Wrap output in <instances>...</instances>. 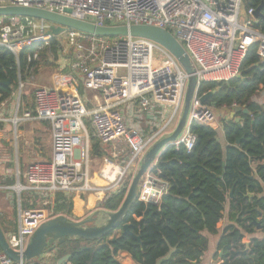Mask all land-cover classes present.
I'll return each mask as SVG.
<instances>
[{
    "label": "built area",
    "instance_id": "built-area-1",
    "mask_svg": "<svg viewBox=\"0 0 264 264\" xmlns=\"http://www.w3.org/2000/svg\"><path fill=\"white\" fill-rule=\"evenodd\" d=\"M6 5L42 8L100 26L147 24L172 32L188 53L198 81L187 122L173 144L176 149L191 151L196 144L193 122L210 124L213 118L210 105L202 102L206 92L200 94V86L240 77L252 44L258 43V55L264 59V33L256 27L259 20L256 9L248 8L245 0H0V6ZM50 26V22L30 16H0V46L12 51L18 60L23 50L33 48L27 53V60L37 61L41 51L58 37L52 34ZM64 34L74 51L72 73L82 75L86 89L99 90L102 103L89 108L76 93L77 79L69 84L71 94L37 88L35 107L25 112L23 118L49 121L52 157L30 163L27 183L13 187L19 191H47L50 195L98 190L90 182L92 143L86 125L89 119L101 144L116 148L126 140L130 146L127 165L119 166L124 169L123 174L115 180L106 176L105 169L111 162L99 172L107 183L102 190L108 193L122 184L128 171L140 165L145 153L165 136L172 121L180 115L188 74L170 52L147 38L109 39L76 29H68ZM156 49L165 55L162 62L155 57ZM128 103L136 104L144 114L142 117L153 120L159 112L163 114L170 109L169 119L146 135L128 125L121 109ZM158 162L159 159L153 162L142 179L139 201L159 205L168 191L169 183L160 177ZM49 205L50 200L46 199L41 207L20 208L17 229L6 234L12 249L25 251L34 232L53 217ZM0 264L27 262H15L2 252Z\"/></svg>",
    "mask_w": 264,
    "mask_h": 264
},
{
    "label": "trees",
    "instance_id": "trees-1",
    "mask_svg": "<svg viewBox=\"0 0 264 264\" xmlns=\"http://www.w3.org/2000/svg\"><path fill=\"white\" fill-rule=\"evenodd\" d=\"M245 5L261 7L262 15L256 27L264 33V0H245ZM59 49L61 45L56 37L41 51L39 60L29 62L27 53L33 48L23 50L17 60L12 51L0 46V103L12 95V85L17 84L19 75L24 78L32 68L37 69L42 58L52 64L47 52L54 57ZM257 51L258 43L252 44L240 77L228 82H206L199 89L200 94L217 89L206 101L208 105H245L250 111L244 113L241 126L233 120L224 122L229 145L222 146L217 130L210 124L195 120L192 124L196 134L194 148L187 151L171 145L159 157V175L169 183L161 203L137 201L125 217L123 224H129L132 234L124 233L121 226L96 240L68 239L57 245L56 259L71 254L70 264H122L117 258L118 252L126 251L138 264H200L209 247L206 232H219L232 190L239 225L247 233L253 232L255 220L264 226V196H259L264 192V106L252 101L260 86L264 87V59ZM7 80L9 85L1 83ZM238 139H242L240 143ZM94 153L103 154L98 141L94 144ZM254 161H258L255 169ZM127 188L109 196L102 207L117 210ZM251 193L254 195L249 196ZM57 198L61 202L55 211L70 214L72 201L63 196ZM117 230L120 232L116 233ZM246 239L236 226L226 227L218 243L222 254L219 263L214 264H264V239H251L249 245L245 244Z\"/></svg>",
    "mask_w": 264,
    "mask_h": 264
},
{
    "label": "crops",
    "instance_id": "crops-1",
    "mask_svg": "<svg viewBox=\"0 0 264 264\" xmlns=\"http://www.w3.org/2000/svg\"><path fill=\"white\" fill-rule=\"evenodd\" d=\"M61 53L62 51L59 49L56 55L57 60L55 57L50 56L52 64H47L44 67L42 65H38L35 72L36 74H33L31 77L34 80L31 84L36 86V88L48 87L56 89L61 93L71 94L72 92L69 84L73 82V80L77 79V81H75L77 85L76 93L79 94L81 99L89 108H94L98 104L102 103L101 92L99 90L86 89L81 79L82 75L80 73H72L70 64L72 60H74V51L70 48V51H68L70 56L67 58L63 57ZM30 71H33V68ZM22 79V76L19 75L17 84L12 85V91L13 86H19L17 91H13L12 95L0 103V223L7 233L17 228L20 208L41 207L42 202L46 199L50 200L48 208L53 217L62 214L67 215L74 220H82L88 215L93 214L96 210L102 209L96 206L98 203V196L95 194H89L88 196H85V200H83L80 193L57 192L50 195L47 191H19L17 188L13 187L19 183H27L26 170L30 163L41 160H50L52 157V130L49 121L23 118L25 112L32 111L34 109L35 100L34 94L33 99H25V97H22L23 84L22 88H20ZM252 101L264 106L263 86H260L259 90L252 97ZM235 106L237 105L232 107H215L210 105L213 111V118L210 120V125L217 130L218 139L224 148L229 145L224 132V122L228 120L235 121V117H237L241 119L242 124L244 123L243 111L238 112L234 117L232 116L231 112ZM121 109L126 116L128 125L131 128L140 129L146 135L154 133V131L165 125L170 116V109H168L163 114L162 112H159L158 118L154 120L149 119L147 116L142 117L144 114H141V112L138 111L139 109L136 104H124L121 106ZM180 115L172 121L170 127L164 134L165 136L166 134H170L175 129L180 119ZM17 118L20 119L15 121ZM87 120L89 119H86V121ZM91 129L92 136L89 133L90 140L94 137L95 141L99 142V140L94 136L92 127ZM99 144L102 147L103 153L107 147H112V149L115 147L113 145H103L100 142ZM93 157H98V155ZM97 159L100 161L99 157ZM98 161L91 158L90 163L92 181L96 184H99L97 180L102 178L99 174V169L102 163H98ZM257 163L258 161L252 162L254 169ZM138 166H134L135 171L138 169ZM116 172L117 171L111 165H108L104 173L106 176L114 180ZM118 172H120L119 169ZM103 181L104 182L102 184H106L104 179ZM114 193L115 192L111 193L109 196ZM58 196H63L67 198V200L72 201V211L70 214H64L61 212H57L55 214L54 208L59 202H61L58 200ZM259 196H264V192L259 194ZM233 197L230 195L228 197L223 212V218L220 222L219 232L215 234L206 232V235L209 238V247L203 255L200 264L219 263L222 250L219 249L218 243L224 229L228 226H236L241 230L247 238L245 242L246 245H249V241L251 239H264V226L260 224V220H257L260 226L256 223L253 232L250 233H247L241 225H239V213L238 210L233 207ZM117 258L122 264H138L126 251H119ZM39 262L45 264H57V259H53L49 254L43 256Z\"/></svg>",
    "mask_w": 264,
    "mask_h": 264
},
{
    "label": "water",
    "instance_id": "water-1",
    "mask_svg": "<svg viewBox=\"0 0 264 264\" xmlns=\"http://www.w3.org/2000/svg\"><path fill=\"white\" fill-rule=\"evenodd\" d=\"M14 15L30 16L50 22L51 32L55 36L65 33L68 29H76L103 37L131 36L153 40L177 59L188 74L189 79L183 109L175 129L170 134L157 140L145 153L128 188L126 196L117 210L98 209L92 215L82 220H74L62 214L52 217L34 232L29 240L27 248L22 253L10 247L6 238V233L0 224V247L2 251L15 262L25 261L34 264L40 261L44 255L48 254H50L53 259H56L55 251L57 245L68 239L96 240L107 236L121 226H123L124 233L132 234L129 230V224H123L124 219L132 206L139 201V186L148 169L156 159H159L166 148L174 144L181 134L188 119L191 101L197 88L198 81L195 74V67L185 48L173 33L165 28L147 24L100 26L89 21L76 19L42 8L22 5L0 6V16ZM255 15L256 17L262 15L261 7L255 10ZM1 83L9 85L10 80L1 81ZM18 87L17 85L13 86V91L16 92ZM216 92L217 89L203 95L202 102L206 103L208 98ZM240 111L247 114L250 113L246 106L237 105L233 107L231 114L234 117ZM235 121L240 126L242 125L240 118L235 117ZM241 140L242 139H238L237 143H240ZM230 196H234L233 190L230 192ZM249 196H253V194L251 193ZM258 212L262 215L261 211ZM254 222L260 226L257 220ZM70 258L71 254H66L57 259V264H70Z\"/></svg>",
    "mask_w": 264,
    "mask_h": 264
},
{
    "label": "rangeland",
    "instance_id": "rangeland-1",
    "mask_svg": "<svg viewBox=\"0 0 264 264\" xmlns=\"http://www.w3.org/2000/svg\"><path fill=\"white\" fill-rule=\"evenodd\" d=\"M109 39H114L116 37H108ZM57 40L59 41L60 45H61V55L63 57H69L70 54L68 53V51H70V47L67 43V39L65 37V34L63 33L62 35L58 36ZM49 47L46 46V48ZM47 56H52L51 52H47ZM56 58V56H54ZM155 57L157 59V61L159 62H162L165 55L158 49L155 50ZM57 60V58H56ZM39 65H42L43 67L47 65V63H45L44 59L42 58L41 61H40V64ZM37 69H35L34 71H30L29 74H26L24 76V78L22 79V84H23V95L22 97H25V99H33V94L35 92V88L36 86L32 85L31 83L34 81L31 77L33 74H36ZM32 72V73H31ZM37 89V88H36ZM182 112V111H181ZM181 114V113H180ZM86 125H87V128L89 130V133L91 134L92 136V129H91V124H90V120H87L86 121ZM91 141H92V151H91V156L93 159H96V161H98V157L100 158V161H98V163H102L100 169H99V172L100 170H102L104 167H106V165L108 164L107 162H111L109 163L108 165H111L117 172H116V175H115V179L117 178L118 175L122 174V171L124 169H122L121 167H125L127 165V162H128V156L130 154V146L128 144V142L126 140H122L119 145V147H116L114 149H112V147H107L105 150H104V153L101 155V156H98V157H93L95 156L96 154L94 153V150H93V145L96 141L93 140V137L91 138ZM124 148L125 151H121V149ZM116 164V165H115ZM118 165V166H117ZM121 166V167H119ZM118 169L120 172H118ZM137 171V170H136ZM135 169L133 171H128L126 173V175L124 176V180L122 182V184L118 187V188H114L111 192L109 193H104V191L102 190L105 186H107V183L106 184H102L104 181L102 178L98 179L97 182L99 184H96L92 181V176L90 175V182H91V185L95 188H97L98 190H92V191H88V192H85V193H80L81 197L83 198V200H85V196H88L89 194H95L98 196V203L96 204V206L100 207V208H104L102 207L104 201L107 199V197L113 193V192H116L118 190H122L124 187H128L130 186L131 182H132V179L136 173ZM114 179V180H115ZM127 188V189H128ZM128 191V190H127ZM103 197H102V196ZM102 197V198H101ZM108 210V209H107ZM57 212L55 211V214ZM92 215V214H91ZM90 215H88L87 217H89ZM86 217V218H87ZM5 232V231H4ZM120 232L119 230L116 231V233ZM7 234V231L5 232ZM49 255V254H48ZM45 256V255H44Z\"/></svg>",
    "mask_w": 264,
    "mask_h": 264
},
{
    "label": "bare ground",
    "instance_id": "bare-ground-1",
    "mask_svg": "<svg viewBox=\"0 0 264 264\" xmlns=\"http://www.w3.org/2000/svg\"><path fill=\"white\" fill-rule=\"evenodd\" d=\"M123 173H124V170H123Z\"/></svg>",
    "mask_w": 264,
    "mask_h": 264
}]
</instances>
